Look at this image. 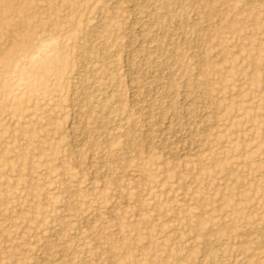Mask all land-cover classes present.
Segmentation results:
<instances>
[{
  "label": "rangeland",
  "instance_id": "374dc122",
  "mask_svg": "<svg viewBox=\"0 0 264 264\" xmlns=\"http://www.w3.org/2000/svg\"><path fill=\"white\" fill-rule=\"evenodd\" d=\"M4 1L0 264H264V0Z\"/></svg>",
  "mask_w": 264,
  "mask_h": 264
},
{
  "label": "bare ground",
  "instance_id": "6f19581e",
  "mask_svg": "<svg viewBox=\"0 0 264 264\" xmlns=\"http://www.w3.org/2000/svg\"><path fill=\"white\" fill-rule=\"evenodd\" d=\"M0 3L3 5V6H5V1L4 0H0ZM172 158V157H171ZM258 231V230H257Z\"/></svg>",
  "mask_w": 264,
  "mask_h": 264
}]
</instances>
